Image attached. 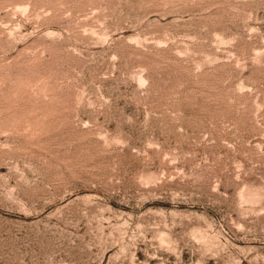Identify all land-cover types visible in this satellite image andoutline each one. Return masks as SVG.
<instances>
[{
  "label": "rangeland",
  "instance_id": "1",
  "mask_svg": "<svg viewBox=\"0 0 264 264\" xmlns=\"http://www.w3.org/2000/svg\"><path fill=\"white\" fill-rule=\"evenodd\" d=\"M0 264H264V0H0Z\"/></svg>",
  "mask_w": 264,
  "mask_h": 264
}]
</instances>
